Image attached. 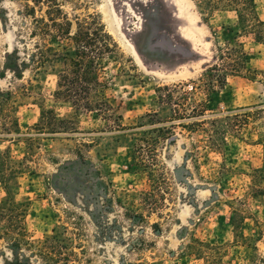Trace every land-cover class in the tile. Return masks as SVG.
<instances>
[{
  "label": "rangeland",
  "instance_id": "374dc122",
  "mask_svg": "<svg viewBox=\"0 0 264 264\" xmlns=\"http://www.w3.org/2000/svg\"><path fill=\"white\" fill-rule=\"evenodd\" d=\"M58 1L98 13L123 56L100 109H77L34 65L25 0H0V205L30 244L0 238V264H64L35 253L46 238L68 264H264V0L254 24L207 0Z\"/></svg>",
  "mask_w": 264,
  "mask_h": 264
},
{
  "label": "trees",
  "instance_id": "16d2710c",
  "mask_svg": "<svg viewBox=\"0 0 264 264\" xmlns=\"http://www.w3.org/2000/svg\"><path fill=\"white\" fill-rule=\"evenodd\" d=\"M194 1L197 4L201 3L200 0ZM206 2L204 4L209 5L211 8H216L219 3L235 5L239 17L243 20L250 17L247 19L250 24H254L255 20L258 23L261 22L255 15L254 0H207ZM240 9H243L244 12ZM23 14L28 18L31 26L30 34L40 40V46L36 48L33 60L36 69L43 68L46 65L52 66L54 73L57 75L55 97L63 102H71L77 109L93 110L97 105V108H99L102 99L94 100L92 94L98 97L96 92L103 86L100 77L105 69L106 62L108 60L117 61L123 56L117 43L106 31L100 15L96 12H85L71 17L62 9L58 0H25ZM52 39L67 40L70 42L71 48L64 46L59 50L49 43V40ZM211 69L219 68L211 67ZM225 80L226 78L223 75L219 86H223ZM174 112L178 117L173 119L186 117L179 116L178 109ZM195 112L197 113V111ZM199 122L194 120L191 123L195 126L199 125ZM212 122H216V120ZM174 125H176L175 120L169 126L162 125L152 130L157 129L169 133ZM212 143L217 145L216 141H212ZM9 160L8 153L0 155V174L3 179L7 178L5 175ZM140 160L137 162L138 166L143 162ZM6 191L8 192V189ZM8 201L14 202L12 199H8ZM14 208L16 207L4 208L3 205H0V225L2 226L0 228V238H8V240H11L10 242H14V245L26 244L30 246L24 240V227L21 225L20 217H23L24 210H14ZM5 217L8 223L4 221ZM15 218L20 221L13 223L12 221ZM58 242L54 238H46L41 244L36 245L35 253L43 259L59 260L63 261L64 264H68L69 256L74 255V251L70 249L69 253H63V245L58 244Z\"/></svg>",
  "mask_w": 264,
  "mask_h": 264
},
{
  "label": "crops",
  "instance_id": "0c3cea01",
  "mask_svg": "<svg viewBox=\"0 0 264 264\" xmlns=\"http://www.w3.org/2000/svg\"><path fill=\"white\" fill-rule=\"evenodd\" d=\"M176 2H177V0H176ZM173 9L175 10V12H176V14H177V9H176L175 7H174ZM176 20H177V19H176Z\"/></svg>",
  "mask_w": 264,
  "mask_h": 264
},
{
  "label": "bare ground",
  "instance_id": "6f19581e",
  "mask_svg": "<svg viewBox=\"0 0 264 264\" xmlns=\"http://www.w3.org/2000/svg\"><path fill=\"white\" fill-rule=\"evenodd\" d=\"M168 1V0H167ZM177 8V7H176Z\"/></svg>",
  "mask_w": 264,
  "mask_h": 264
}]
</instances>
